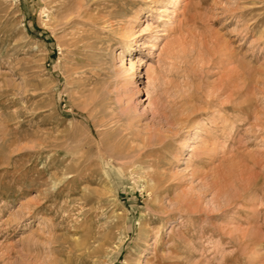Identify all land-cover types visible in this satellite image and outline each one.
I'll return each mask as SVG.
<instances>
[{
	"label": "rangeland",
	"instance_id": "1",
	"mask_svg": "<svg viewBox=\"0 0 264 264\" xmlns=\"http://www.w3.org/2000/svg\"><path fill=\"white\" fill-rule=\"evenodd\" d=\"M175 1L0 0V264H264V0Z\"/></svg>",
	"mask_w": 264,
	"mask_h": 264
},
{
	"label": "bare ground",
	"instance_id": "2",
	"mask_svg": "<svg viewBox=\"0 0 264 264\" xmlns=\"http://www.w3.org/2000/svg\"><path fill=\"white\" fill-rule=\"evenodd\" d=\"M177 3H178V1L176 0L174 4H177ZM163 12H164V13H167V10H163ZM90 14H91V13H90ZM89 18H90V17H89ZM89 20H91V21L93 22V20H92L91 18H90ZM95 21H96V20H95ZM129 116H130V115H129ZM102 162H103V161H102ZM103 166H104V165H103ZM151 189H152V188H151ZM153 190H155V189H153Z\"/></svg>",
	"mask_w": 264,
	"mask_h": 264
}]
</instances>
